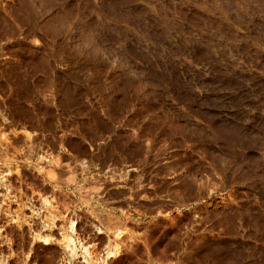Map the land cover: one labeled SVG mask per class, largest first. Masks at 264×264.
Instances as JSON below:
<instances>
[{
  "label": "rangeland",
  "instance_id": "rangeland-1",
  "mask_svg": "<svg viewBox=\"0 0 264 264\" xmlns=\"http://www.w3.org/2000/svg\"><path fill=\"white\" fill-rule=\"evenodd\" d=\"M0 264H264V0H0Z\"/></svg>",
  "mask_w": 264,
  "mask_h": 264
},
{
  "label": "bare ground",
  "instance_id": "bare-ground-1",
  "mask_svg": "<svg viewBox=\"0 0 264 264\" xmlns=\"http://www.w3.org/2000/svg\"><path fill=\"white\" fill-rule=\"evenodd\" d=\"M73 242V241H72Z\"/></svg>",
  "mask_w": 264,
  "mask_h": 264
}]
</instances>
